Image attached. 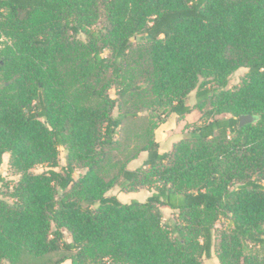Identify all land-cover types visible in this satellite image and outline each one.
Instances as JSON below:
<instances>
[{"label":"trees","instance_id":"16d2710c","mask_svg":"<svg viewBox=\"0 0 264 264\" xmlns=\"http://www.w3.org/2000/svg\"><path fill=\"white\" fill-rule=\"evenodd\" d=\"M193 108L159 151L155 128ZM145 110L156 121L119 156ZM4 153L18 179L0 172V264L59 249L47 264H201L220 218V263L264 264V0H0V166ZM114 186L150 195L121 202Z\"/></svg>","mask_w":264,"mask_h":264},{"label":"rangeland","instance_id":"374dc122","mask_svg":"<svg viewBox=\"0 0 264 264\" xmlns=\"http://www.w3.org/2000/svg\"><path fill=\"white\" fill-rule=\"evenodd\" d=\"M103 55H108V52L105 51ZM246 71L247 69L244 67H240L236 69L229 77V85H234L238 83L240 79L244 76ZM109 93L112 97H115V93L113 89L110 90ZM187 101L191 106H193L195 102L194 92H191ZM117 112L118 111L115 108L113 114L116 115ZM147 112L148 111L146 110L141 111L140 116L138 118L128 119L122 124L120 128V137H121L120 143L122 144L121 151H116L119 153V156L123 157L124 155L130 154V152L133 151L138 146L139 143H138L137 135L145 125L147 126L146 121L148 118L152 117L153 122L156 121V117L153 116L155 113L151 114L150 112L148 113ZM185 115L188 120H194L195 118L198 117L199 113L197 109L193 108L190 112L186 113ZM175 118L176 117L174 113H172L168 115L165 118V120L155 128V135L159 140V142L161 143V150L170 149L174 142L179 140L185 133H187L191 129L189 127L191 123L186 122L184 126H182V124L179 126ZM145 156H146V152L142 151L137 158L131 160L127 164L128 167L132 169L136 168L142 163ZM66 158H67L66 149L64 147H59V155H58L59 166L55 168L56 170H60V167L66 164ZM108 167L109 166L107 164L104 168H105V172L108 174V176H110L111 170ZM45 170L46 168L41 165H37L33 168V171L36 173H40ZM0 172L7 180H11L10 187L12 188L14 182H16L18 179V175H16L9 167L8 153H4L2 156V164L0 166ZM81 172L82 170H76L73 174L74 178H77ZM119 191H120L119 187L114 186L107 192V194L118 193ZM143 194L144 192L142 191V195L140 194H136V195L139 199H145V196ZM0 198L8 199V189L3 187L1 184H0ZM138 198L134 197L131 200H138ZM160 210H161L163 222L170 223L176 219L175 213L170 208L161 206ZM225 224H226V220L224 218H220L219 221H217L213 233V245H212L211 257L206 258L203 256L201 259V264H221L217 256V247L219 244L221 231L224 228ZM63 237L68 242L71 241V236L67 231L63 232ZM70 254H71L70 252L65 251L63 249H59L55 252H52L40 258H33L29 255L23 254L21 258H19V260L16 262V264H47L48 262L55 261L61 257H66ZM60 264H70V259H64V261L61 262Z\"/></svg>","mask_w":264,"mask_h":264},{"label":"crops","instance_id":"0c3cea01","mask_svg":"<svg viewBox=\"0 0 264 264\" xmlns=\"http://www.w3.org/2000/svg\"><path fill=\"white\" fill-rule=\"evenodd\" d=\"M175 115V120H177L179 126L182 124V126L185 125L186 122L188 123H192L194 121L197 120V118H195L194 120H188L186 118V115L184 114V116H179L177 114H174ZM199 116V115H198ZM167 123V122H166ZM155 139L156 141L159 143V151H165V150H161V143L159 142V140L157 139L156 135H155ZM130 168V167H129ZM142 191L144 192V196H145V199L150 195V191H148L147 189H139V190H136V191H130V192H125V191H119L118 193H112L114 194L121 202H129L131 201L132 198L137 197L136 194H140L142 195ZM145 199H139L138 198V201H144Z\"/></svg>","mask_w":264,"mask_h":264},{"label":"water","instance_id":"95a60500","mask_svg":"<svg viewBox=\"0 0 264 264\" xmlns=\"http://www.w3.org/2000/svg\"><path fill=\"white\" fill-rule=\"evenodd\" d=\"M256 116L251 115V114H242L239 116V126L251 123L256 120Z\"/></svg>","mask_w":264,"mask_h":264}]
</instances>
